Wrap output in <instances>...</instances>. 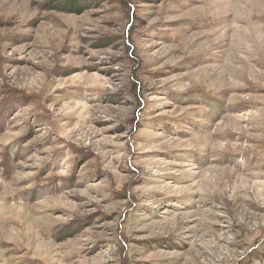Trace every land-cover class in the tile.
I'll use <instances>...</instances> for the list:
<instances>
[{"label": "rangeland", "instance_id": "1", "mask_svg": "<svg viewBox=\"0 0 264 264\" xmlns=\"http://www.w3.org/2000/svg\"><path fill=\"white\" fill-rule=\"evenodd\" d=\"M44 1L0 0V264H264V0Z\"/></svg>", "mask_w": 264, "mask_h": 264}, {"label": "trees", "instance_id": "2", "mask_svg": "<svg viewBox=\"0 0 264 264\" xmlns=\"http://www.w3.org/2000/svg\"><path fill=\"white\" fill-rule=\"evenodd\" d=\"M35 3L37 0H31ZM89 0H45L42 3H38L40 10L47 11H60L70 14H81L87 10V2ZM125 4L127 0H124ZM130 6V5H129ZM126 32L128 28L126 27ZM101 47V45L99 46Z\"/></svg>", "mask_w": 264, "mask_h": 264}]
</instances>
